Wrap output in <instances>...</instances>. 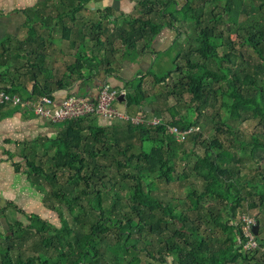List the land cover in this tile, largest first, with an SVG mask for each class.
Wrapping results in <instances>:
<instances>
[{
    "label": "trees",
    "instance_id": "1",
    "mask_svg": "<svg viewBox=\"0 0 264 264\" xmlns=\"http://www.w3.org/2000/svg\"><path fill=\"white\" fill-rule=\"evenodd\" d=\"M104 1L40 0L41 10L48 3L57 5V20L52 17L51 26L45 19L51 15L28 18L23 43L42 44L39 31L44 27L50 36L57 30L64 36L76 25L84 41H95L100 52L98 60L87 55V61L101 68L110 52L120 50L124 58L139 41L140 52L147 50L170 25L190 46L178 52L174 71L179 81L173 86L164 85L172 71L154 74L166 87L169 108H157L159 124H130L124 137L103 127L85 134L80 125L87 117L66 121L47 165L34 166L29 174L37 186L40 179L47 186L53 201L46 207L60 223L52 218L36 224L35 216L27 224L9 223L0 232V264H97L100 258L109 264H264V0L175 2L182 6L184 20L195 26L193 37L185 21L183 26L175 13L166 11L174 0H123L134 5L117 13ZM89 4L96 5L97 20L77 16ZM239 14L243 18L238 21ZM243 48L255 56L247 59ZM24 52L37 81L36 64L44 62L45 53L37 47ZM184 55L186 66L179 62ZM68 71L66 81L78 68ZM139 80L137 87L127 84L132 89L129 105L145 104L144 78ZM64 85L61 81L57 87ZM255 121L251 132L242 131L243 123ZM170 127L183 136L181 142ZM145 142L151 143L148 150ZM243 169L247 172L241 174ZM62 178L67 182L59 185ZM176 182L181 187L174 189ZM240 207L245 212L239 213ZM245 214L258 226L257 232L250 229L259 247L254 250L244 248L251 239L241 218ZM26 247L33 255L26 254Z\"/></svg>",
    "mask_w": 264,
    "mask_h": 264
},
{
    "label": "crops",
    "instance_id": "2",
    "mask_svg": "<svg viewBox=\"0 0 264 264\" xmlns=\"http://www.w3.org/2000/svg\"><path fill=\"white\" fill-rule=\"evenodd\" d=\"M39 7L35 0H0V92L6 90L15 93L22 100L32 103L45 95H51L56 99H63L71 94L96 98L103 83L109 82L120 92L114 103L120 112L130 116L143 113L148 118L160 120L161 115L156 112L157 108L166 110L169 106L164 108L161 106V102L165 101L163 95L166 91L155 81L153 71H161L170 63L175 64L179 53L173 50V46L179 40L178 30L166 25L147 50L134 55L129 54L124 58L120 50L110 52L105 58L104 65L99 68L97 64L87 61V54L89 59L97 58L95 55H98V52L94 53V47H89L88 53L83 49L78 61L75 59L77 53L73 54L71 62L63 58L69 44L77 45L76 42L81 38L80 29L77 27L69 33L64 32L66 36H61L58 30L50 36L49 27H44L43 33L39 31L43 37L42 44L36 41L31 45L23 43L27 20L33 19L31 9L41 10ZM82 16L81 13L80 17ZM39 17L41 15H38ZM35 23L37 29H40V24ZM63 23L68 24L66 21ZM68 25L71 26V23ZM59 41L65 47L64 52L58 51V46L54 44ZM31 47H37V50L41 49L45 53L44 62L36 64L37 81L32 79L33 72L28 71L32 60L27 59L24 52V50L29 52ZM74 66L78 68L79 73L77 71V75L72 74L74 77L66 81L65 76L71 74L68 70ZM106 67L109 70H106ZM141 78H144L143 86L147 90L143 102L145 104L129 105L127 98L132 89L127 84L131 81V84L137 87L141 83L139 80ZM61 81L65 84L63 88L57 87ZM158 86H161V90ZM31 109L14 105L12 102L0 104L1 232L4 230L3 225L9 229V223L14 224L17 221L27 224L26 220L31 216L52 214L46 207L53 201L46 192L47 186L41 184L44 183L41 179L37 186L29 174L34 166L47 165V159L56 152L55 143L61 131L65 130L67 122H51L45 117L35 115ZM142 109L149 113L143 112ZM130 124L133 125L125 118L107 119L100 115H89L80 127L84 128L85 134H92L91 127H103L109 132L114 130L124 137L130 133ZM65 182L67 179L62 178L59 185Z\"/></svg>",
    "mask_w": 264,
    "mask_h": 264
},
{
    "label": "rangeland",
    "instance_id": "3",
    "mask_svg": "<svg viewBox=\"0 0 264 264\" xmlns=\"http://www.w3.org/2000/svg\"><path fill=\"white\" fill-rule=\"evenodd\" d=\"M177 1H179L180 3H182V0H174V3H172V5L170 6V8H168L166 11H171V12H173V13H175V16L177 17V18H179V19H181L182 21H181V23H183L182 25L184 26V17H185V15H184V12H182L181 10H182V6H180V5H178V4H176L175 2H177ZM256 4H259L260 3V0H253ZM35 2H36V4H38V3H40V0H35ZM246 2H248V0H246ZM52 5H54V6H52ZM103 5H104V7L105 6H110V7H112L113 8V10L117 13V12H119V11H121V10H128V9H132V6L134 5L132 2H131V4H130V2L129 1H123V0H105L104 1V3H103ZM129 6V7H128ZM87 7L89 8V9H87ZM86 7V9L87 10H82L83 12H82V15L85 17V19H87V20H89V19H94L95 20V18H96V20H97V18H98V14H97V12L95 11V7H96V5L95 4H89L88 6ZM55 9L57 10V5L56 4H54V3H51V5H50V3H48L46 6L45 5H43V9L42 10H36V8L35 9H31L32 10V14H31V16H33V19H35V20H37V21H39L38 19V15H41V14H43V15H51V17L50 16H48V17H46L45 19H46V23L47 24H50L51 26H53L54 24H55V21L54 20H52L51 18L52 17H54V19L55 20H57V15H56V11H55ZM35 10H36V12H35ZM180 10V11H179ZM35 12V13H34ZM239 13V12H238ZM58 14V13H57ZM95 14H97L96 16H95ZM78 17H80L81 16V14H79V15H77ZM242 14H239L238 15V21L239 20H242ZM49 21V22H48ZM181 25V24H180ZM181 25V26H182ZM185 25H186V27L188 28V32H187V34L188 35H190V37H193L194 35H195V26L191 23V22H188V21H185ZM76 25L75 26H72V30H76ZM58 28H59V26H58ZM85 31V33H87L88 32V30H84ZM112 30H110L109 32H111ZM232 33L230 34V36H231V38L234 40V39H236L235 40V42H237V44H238V41L237 40H239L238 38H237V33H236V31L235 30H232L231 31ZM77 43V45H75V44H73V45H70L69 44V49H68V51L66 52V54L64 55V57L63 58H65V59H67L69 62H71V61H73V54H75V53H77V56H75V59L77 60V59H79L80 60V58L79 57H81V54L80 53H82V50L83 49H85L84 50V52L86 53H88L89 52V47H94L93 45H94V43H95V41H91L90 40V38H86V41H84V39L81 37L80 39H79V42L77 41L76 42ZM85 43H88V48H84V45H85ZM186 42H185V39H184V34H183V36L180 38V40H178V41H176V43L174 44V46H173V50L175 51V52H181L180 50H181V48H186V49H188L189 48V46H190V44L189 43H187V44H185ZM54 44L56 45V46H58L57 47V49H58V51H65V47H63V45H61V43H60V41L59 42H54ZM92 44V45H91ZM82 45H83V47H82ZM116 45H119L118 43L116 44ZM141 43H140V41L138 42V43H136L135 44V46H134V49L132 48V47H128V49H129V53L130 54H132V55H134V54H137V53H139L140 52V50H141ZM126 50H127V48H125ZM243 51H245L246 53H247V55H246V58L248 59L250 56H255L254 54H253V52L250 50V49H242ZM69 52V53H68ZM96 52H98V56L100 57V52H99V49H97V48H95V51H94V53H96ZM172 52V51H171ZM180 54V53H179ZM88 55V54H87ZM95 56H97V55H95ZM172 56V55H171ZM58 57H61V56H58ZM53 59H55V58H53ZM97 60H98V58H96ZM179 62L182 64V66H186V64H187V59H186V55H184V58H180L179 59ZM174 68H175V64L174 63H170V64H168L167 66H165L164 68H163V70H161V71H157V70H154L153 72L155 73V74H157V75H163L164 73H167V72H169V71H172L173 73H171V76L169 77V80H166V82L164 83V85L166 84L167 86H173V84L176 82V81H179V73H176L175 71H174ZM162 85V84H161ZM164 85H162L163 86V88H164V90L166 89V87L164 86ZM159 87V89L161 90V86H158ZM159 90V91H160ZM174 100V99H173ZM173 100L171 99V101H172V103L171 104H173L174 102H173ZM169 105V103L168 102H165V101H162L161 102V106H163V108L164 107H166V106H168ZM184 105H186L187 106V102L185 103V104H182L181 106H180V104L178 105V106H180V107H178V108H182ZM191 114H194L195 115V117H196V114L194 113V112H192ZM255 123H256V121L255 122H245V123H243V125H242V131H246V132H251L252 130H253V128H254V125H255ZM172 130H173V128H172ZM177 136V140L179 141V142H181L182 140H183V136L181 135V134H179V135H176ZM144 146H145V148L148 150L150 147H151V143L150 142H145V144H144ZM188 147H189V145H188ZM264 156V155H263ZM183 161H179V169L180 170H182V168H183ZM245 163H247V164H250L248 161H245ZM191 165H192V163H191ZM247 172V170L246 169H243V171H242V173L241 174H244V173H246ZM194 183H196L197 184V187L198 188H200V189H202L201 187H200V185H199V183L198 182H194ZM174 184V183H173ZM179 185V186H178ZM181 187V185L178 183V182H176L175 184H174V186H173V188L174 189H177L178 187ZM172 188V189H173ZM261 189H262V191H264V185H262L261 187H260ZM166 188H164V190H165ZM180 189V188H179ZM181 189H184V187L183 188H181ZM250 188L247 186V187H244V189H243V191L245 192L246 190H249ZM245 195H246V193H244ZM254 198H257V197H254ZM65 211V210H64ZM238 211H239V213H241V212H245V210H242V208L240 207L239 209H238ZM37 212H39L38 210H37ZM52 214H51V216L50 215H45V216H39V218H37V219H35L37 216H35V218H34V223H36V224H40L41 222H40V220L41 219H52V218H54L55 219V221H56V224L57 225H59V223L60 222H58V218H57V215L55 214V213H53V212H51ZM66 213V217H67V212H65ZM262 215V213H260V216ZM262 217H264V215H262ZM68 218V220H69V222H70V224H71V226L72 227H74V224H73V222L71 221V218L70 217H67ZM241 218H248V219H251V220H253V221H255V218L254 217H251V216H248V215H241ZM40 219V220H39ZM245 221V220H244ZM245 226V225H244ZM3 228H4V230H7V228L8 227H4V225L2 226ZM252 227H250V226H248V227H246L245 228V231H246V233H247V235H249V236H251V239H250V241L248 242V243H246L245 244V246H244V248L245 249H251V250H254V249H257V248H259L258 247V244H257V242H256V240L255 239H253L254 237L252 236V234H251V231H250V229H251ZM4 230H2V232L4 231ZM218 230V232H219V228L217 229ZM1 232V231H0ZM262 233V237L264 238V230L261 232ZM38 237V236H37ZM34 241H36V237H34V238H32L29 242H28V244H27V246H29L30 245V247H31V243L32 242H34ZM30 247H26V248H24V250H26V254L27 255H33V253L35 252L33 249H27V248H30ZM37 251V250H36ZM261 251H264V247L261 249ZM50 256H52V257H55V255H54V252L53 251H51L50 252ZM168 261H169V263H171L173 260H172V258H168ZM98 263L97 264H109V262L108 261H103V260H101V258L100 259H98V261H97ZM149 264H152V262H149Z\"/></svg>",
    "mask_w": 264,
    "mask_h": 264
},
{
    "label": "built area",
    "instance_id": "4",
    "mask_svg": "<svg viewBox=\"0 0 264 264\" xmlns=\"http://www.w3.org/2000/svg\"><path fill=\"white\" fill-rule=\"evenodd\" d=\"M118 96L117 90L109 82H105L101 86L96 98L78 94L67 95L63 99L43 96L38 101L32 103L31 101L22 100L15 93L4 90L0 92V104L12 102L14 105L23 108L30 107L35 115L45 117L54 123L72 121L89 117V115H100L107 119L115 117L125 118L133 124L157 125L160 123L159 118H148L143 113L130 116L120 112L114 106ZM169 131L170 133L179 135L175 127H170Z\"/></svg>",
    "mask_w": 264,
    "mask_h": 264
},
{
    "label": "clouds",
    "instance_id": "5",
    "mask_svg": "<svg viewBox=\"0 0 264 264\" xmlns=\"http://www.w3.org/2000/svg\"><path fill=\"white\" fill-rule=\"evenodd\" d=\"M115 88V87H114ZM116 89V88H115ZM52 98H54L53 96H52ZM54 99H56V98H54ZM244 220H245V222H246V227H248V226H250V227H255V224H256V222L255 221H253V220H251V219H248V218H244ZM252 225V226H251Z\"/></svg>",
    "mask_w": 264,
    "mask_h": 264
},
{
    "label": "water",
    "instance_id": "6",
    "mask_svg": "<svg viewBox=\"0 0 264 264\" xmlns=\"http://www.w3.org/2000/svg\"><path fill=\"white\" fill-rule=\"evenodd\" d=\"M257 229H258V226H255L254 231L257 232L258 231Z\"/></svg>",
    "mask_w": 264,
    "mask_h": 264
}]
</instances>
